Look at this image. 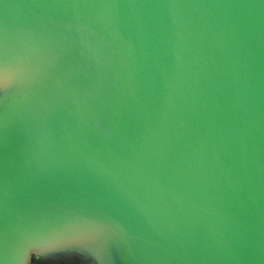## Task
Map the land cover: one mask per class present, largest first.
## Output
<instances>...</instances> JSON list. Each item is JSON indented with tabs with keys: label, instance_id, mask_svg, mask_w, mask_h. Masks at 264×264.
Segmentation results:
<instances>
[{
	"label": "water",
	"instance_id": "obj_1",
	"mask_svg": "<svg viewBox=\"0 0 264 264\" xmlns=\"http://www.w3.org/2000/svg\"><path fill=\"white\" fill-rule=\"evenodd\" d=\"M77 2L84 0L0 4L9 51L34 49L38 62L57 61L45 88L9 97L13 193L19 199L16 164L27 130L35 135L47 108L63 103L85 123L112 131L109 143L123 161L115 171L131 178L151 221L135 257L116 252L110 264H264V4L88 0L98 6H70ZM112 3L121 6H104ZM81 39L90 49L83 58L75 46ZM53 135L72 134L59 121ZM3 157L0 143V170ZM62 157L50 150L45 160ZM25 264L81 261L64 255L37 261L33 251Z\"/></svg>",
	"mask_w": 264,
	"mask_h": 264
},
{
	"label": "snow or ice",
	"instance_id": "obj_2",
	"mask_svg": "<svg viewBox=\"0 0 264 264\" xmlns=\"http://www.w3.org/2000/svg\"><path fill=\"white\" fill-rule=\"evenodd\" d=\"M70 6L98 5L84 0ZM75 46L82 50V58L85 51L90 53L83 39ZM33 51L11 53L6 29H0V143L4 151L0 170V248L4 255L0 264H6L9 252L12 264H25L27 254L33 251L37 261L64 255L77 258L81 264H110L109 258L116 252L134 258L141 233L150 229L151 221L129 187L131 178L115 171L123 161L109 143L112 131L98 121L95 127L85 123L77 108L54 102L39 121L38 132L34 135L27 130L16 164L22 174L19 199L13 193L8 157L9 97L45 88L49 69L57 62L55 58L38 62ZM59 121L71 136L54 137ZM97 129L102 134L97 135ZM37 145L39 154L34 151ZM50 150L62 151L63 157L45 160ZM245 250L246 246H241L240 251Z\"/></svg>",
	"mask_w": 264,
	"mask_h": 264
}]
</instances>
